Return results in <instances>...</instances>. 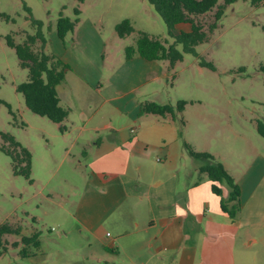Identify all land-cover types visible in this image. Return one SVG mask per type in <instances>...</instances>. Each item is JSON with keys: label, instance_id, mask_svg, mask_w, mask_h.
<instances>
[{"label": "crops", "instance_id": "crops-1", "mask_svg": "<svg viewBox=\"0 0 264 264\" xmlns=\"http://www.w3.org/2000/svg\"><path fill=\"white\" fill-rule=\"evenodd\" d=\"M81 13L63 39L53 28L44 45L70 65L56 85L68 113L61 123L52 121L50 133L62 142L52 176L62 168L57 188L71 189L58 203V235L74 230L84 245L66 264H264V151L211 150L180 131L175 117L139 114L145 100L166 102L172 67L124 53L114 62L101 19ZM127 35L112 33L111 41ZM182 138L213 153L233 176L241 199L236 219L221 209L220 195Z\"/></svg>", "mask_w": 264, "mask_h": 264}, {"label": "rangeland", "instance_id": "rangeland-1", "mask_svg": "<svg viewBox=\"0 0 264 264\" xmlns=\"http://www.w3.org/2000/svg\"><path fill=\"white\" fill-rule=\"evenodd\" d=\"M75 7L82 10V17L101 19L100 27L107 42L110 38L107 50L112 48L114 62L124 53V45L133 43L136 36L133 32L121 43L111 41V34L117 33L115 24L124 17L136 30L173 40L147 0H0V130L11 132L32 154V180L27 182L13 172L10 157L0 149V222L7 219L20 224L26 235L33 230L40 232L38 244H30L29 255L24 257L18 253L21 243H11L19 241L20 234L5 235L8 248L0 254V264H66L84 251L83 241L74 230L58 235L63 228L58 203H65L64 194L71 191L63 183L57 188L62 168L55 177L51 173L61 156L62 142L50 134L54 131L52 120L25 107L15 86L26 79L27 69L19 64L15 50L6 42L8 33L21 42L26 33L37 29L30 14L41 21L39 29L47 38L56 28L60 12L74 16ZM213 11L201 16L206 26L213 20ZM179 29L188 30L189 24L180 23L174 28ZM196 50L216 68L202 66L194 54L184 53L172 67L169 91L162 93L172 104L186 100L183 110L175 111L179 124V118L184 119L181 131L211 150L228 146V150L242 154L253 146L264 151V137L256 128L264 110V72L259 70L264 63V3L236 0L228 4L209 39L199 43ZM197 113L203 115L202 120H196Z\"/></svg>", "mask_w": 264, "mask_h": 264}, {"label": "trees", "instance_id": "trees-1", "mask_svg": "<svg viewBox=\"0 0 264 264\" xmlns=\"http://www.w3.org/2000/svg\"><path fill=\"white\" fill-rule=\"evenodd\" d=\"M161 17L167 33L173 37L172 41L162 39L157 35L150 34L144 30H136L131 20L122 18L115 24V30L119 36L135 32L133 43L124 46V55L129 58L139 55L146 59H165L169 65H173L183 58L184 53H192L198 58L202 66L215 69L211 60L197 52L196 46L209 39L212 31L218 26V22L224 13L225 7L236 0H147ZM252 4L264 3V0H249ZM29 10V9H28ZM213 11V20L207 26L201 20V16ZM79 8H74V17L64 15L60 12L56 21L58 36L63 39L66 32L72 30L78 20ZM30 19L37 25L33 33H26L21 42L15 41L12 34H6V42L11 46L17 55L19 64L27 69L26 79L18 82L15 89L19 91L24 104L34 113L48 117L50 120L61 123L67 116L68 109L59 102L56 85L63 79L66 70L70 65L59 56L44 49L46 37L39 29L41 21L30 14ZM179 23H188L189 29L174 28ZM180 44V48L177 47ZM241 70L244 67H240ZM259 70L264 72V63L259 65ZM173 76V74H172ZM186 100L178 99L176 103H160L154 100H145L140 104L139 114L156 113L159 115L169 114L175 117V111L181 112ZM180 127L184 119L179 118ZM256 128L258 133L264 137V110L263 119H258ZM64 129L63 125L59 126ZM181 131V128H180ZM181 135V132H180ZM2 142L0 149L5 152L11 161L12 170L15 174L22 175L27 182L31 179V151L19 142L9 131L0 130ZM182 144L187 152L198 162L199 172H204L211 180V189L220 195V207L227 212L231 219H236L241 207L240 188L233 176L228 172L223 162L213 153L206 150H197L193 145L182 138ZM222 185L227 188L224 195ZM35 220L34 217H32ZM9 233L20 234L19 241L11 242L13 245L21 243L18 250L20 256H28V246L38 244L40 232L33 230L26 235L21 232L20 224H13L10 220L0 222V254L7 251L8 241L5 235ZM97 264H112L102 261Z\"/></svg>", "mask_w": 264, "mask_h": 264}]
</instances>
